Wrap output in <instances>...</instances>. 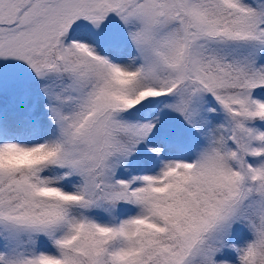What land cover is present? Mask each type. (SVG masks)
I'll use <instances>...</instances> for the list:
<instances>
[{"label": "snow or ice", "instance_id": "1", "mask_svg": "<svg viewBox=\"0 0 264 264\" xmlns=\"http://www.w3.org/2000/svg\"><path fill=\"white\" fill-rule=\"evenodd\" d=\"M0 264H264V0H0Z\"/></svg>", "mask_w": 264, "mask_h": 264}]
</instances>
